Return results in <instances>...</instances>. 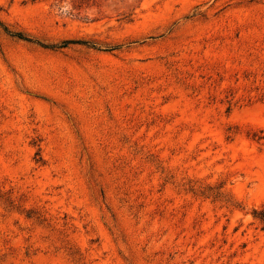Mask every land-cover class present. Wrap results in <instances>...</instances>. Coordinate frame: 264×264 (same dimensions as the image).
Returning <instances> with one entry per match:
<instances>
[{
    "label": "rangeland",
    "instance_id": "374dc122",
    "mask_svg": "<svg viewBox=\"0 0 264 264\" xmlns=\"http://www.w3.org/2000/svg\"><path fill=\"white\" fill-rule=\"evenodd\" d=\"M263 206L264 0H0V264H264Z\"/></svg>",
    "mask_w": 264,
    "mask_h": 264
},
{
    "label": "trees",
    "instance_id": "16d2710c",
    "mask_svg": "<svg viewBox=\"0 0 264 264\" xmlns=\"http://www.w3.org/2000/svg\"><path fill=\"white\" fill-rule=\"evenodd\" d=\"M17 36L20 37V35ZM254 216L259 220L261 225L264 227V206L258 210H255Z\"/></svg>",
    "mask_w": 264,
    "mask_h": 264
}]
</instances>
